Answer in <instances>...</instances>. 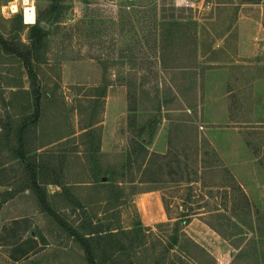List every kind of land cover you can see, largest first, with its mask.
<instances>
[{
  "label": "rangeland",
  "instance_id": "1",
  "mask_svg": "<svg viewBox=\"0 0 264 264\" xmlns=\"http://www.w3.org/2000/svg\"><path fill=\"white\" fill-rule=\"evenodd\" d=\"M8 3L0 0V6ZM36 11L46 38L32 49L33 85L19 60L0 53V264H86L39 199L46 194L68 227L89 232L90 208L83 202L102 198L95 186L122 174L139 180L135 166L130 175L121 168L142 126L145 133L135 139L158 154L167 152L176 127L187 131L171 140L177 148L189 147L198 129L202 146L218 154L245 192L250 212L244 214L234 192L237 217L231 216L228 240L205 223L222 226L225 220L191 219L184 234L212 259L184 239L185 253H167L174 220L167 218L162 193L156 185H124L121 206L99 218L113 217L114 226L132 234L138 221L145 228L133 250L117 258L131 264L161 258L160 264H264L256 237L264 236V49L255 48L264 44V0H188L179 7L175 0H36ZM30 27L22 6L10 20L0 15V34L11 44L29 46ZM157 101L160 108L152 110ZM133 107L136 127L130 129ZM219 179L207 175L205 181ZM171 192L173 219L178 200ZM213 192L217 199L208 207L220 202L219 191Z\"/></svg>",
  "mask_w": 264,
  "mask_h": 264
},
{
  "label": "trees",
  "instance_id": "2",
  "mask_svg": "<svg viewBox=\"0 0 264 264\" xmlns=\"http://www.w3.org/2000/svg\"><path fill=\"white\" fill-rule=\"evenodd\" d=\"M45 38L46 33L37 25L30 27L31 43L26 47L22 46L21 43L11 44L10 40L5 39L3 35L0 34V53L13 57L21 62L30 80V86L33 85L36 76L33 72L31 63L32 49H35L37 44L39 45ZM160 63L163 67L164 62L161 61ZM33 94L35 98L33 117L37 119L41 110L39 102L40 97L36 91H34ZM155 105V108H152V110H158L160 108L159 101L155 102ZM135 111V107L129 109L130 118L128 126L130 129L136 127L137 116ZM228 120L233 122L231 117H228ZM25 127L26 125H22L17 132L19 142L22 141ZM229 128H231V126H229ZM196 130L198 131V129L195 128V132L193 131L191 135V145L189 147L177 148L171 140H177V137H185L187 131H184L180 127H176L170 132L173 139L170 138L167 152L165 154H158L150 153L141 142L135 139L141 137L146 131V126L140 127L135 137L131 140L130 151L127 154L125 165L121 168L127 175H130V170L135 166L140 172L139 180L135 181L133 178H123L122 174L120 180L112 182L110 185L101 182L99 185L95 186L94 189L97 190L96 187H98V189L103 192V196L102 198L97 197L83 202V207L90 208V214L87 216L90 230L86 234H80L76 230L68 227L55 213L53 208H51V205L49 206L48 200L46 199L47 196H45L46 194L42 195L39 199L42 210L50 215L80 247L85 256L86 264H106V260L109 259L112 261L110 264H131L126 262V260H120L116 255L122 256L123 252L131 249L133 250L135 239L138 237L139 232L143 231L145 227L138 221V230H136V233L132 234L133 232L129 229L126 230L114 226L112 224L113 217L108 216L102 219L99 217L121 206L119 203L121 196H118L123 192L124 185L132 186L136 183L140 185H156V190L162 193L161 202L168 220H174L171 224V234L168 236L167 253L170 251L173 252L175 248H179L182 253H185L183 250L184 248L181 246V241L184 239L211 258L206 251L186 237L183 229L190 223L191 219L196 216H208L210 218H216L217 220H225L227 223L222 226H216L207 220H205V223L224 240H228L225 232L234 226L231 219V216L234 214L231 208V202H233L234 197L233 193H238L237 198L239 199L240 208L245 215L250 212V204L245 192L236 184L234 177L227 167L222 164L218 154L214 150H206L202 146L199 133H196ZM215 174L219 176V182L217 184L207 185L205 181L206 176ZM87 183H89V185H94V183L91 184L92 182ZM53 184L59 186L56 183ZM177 188L180 190H177ZM201 188L206 189L207 192H204ZM173 189L175 191L173 196L178 200V215L172 219L169 218V214L171 211L170 199L173 198L171 194L174 193L171 191ZM179 191H182V193L179 194ZM213 191H219L217 194H219L218 197L220 202L215 206L208 207V202L217 199ZM176 195L178 197H176ZM63 196H65V192ZM234 217L236 218L237 216L234 214ZM105 220L109 222L104 225L99 224L101 221L104 222ZM162 225L163 224H159V226ZM164 225L169 226L170 224L167 223ZM246 229L255 232L252 227H246ZM256 237L259 240L258 243L263 246L264 236L262 233H258ZM255 243V240H252L251 244ZM248 247L249 245L242 247L239 254L245 253ZM100 251L101 255L97 256V252ZM106 254H108V256L104 259V255ZM161 261L162 258L157 259L156 264H160Z\"/></svg>",
  "mask_w": 264,
  "mask_h": 264
},
{
  "label": "clouds",
  "instance_id": "3",
  "mask_svg": "<svg viewBox=\"0 0 264 264\" xmlns=\"http://www.w3.org/2000/svg\"><path fill=\"white\" fill-rule=\"evenodd\" d=\"M188 0H175L177 7L186 4ZM23 7V23L34 27L37 23L36 0H9L7 5L0 6V15L5 19H11L20 12Z\"/></svg>",
  "mask_w": 264,
  "mask_h": 264
},
{
  "label": "crops",
  "instance_id": "4",
  "mask_svg": "<svg viewBox=\"0 0 264 264\" xmlns=\"http://www.w3.org/2000/svg\"><path fill=\"white\" fill-rule=\"evenodd\" d=\"M245 47V46H244ZM254 48V46L253 45H251L250 47H248V49H253ZM256 49H264V44H258V45H256V47H255ZM244 50V48H242V49H240V51H243ZM227 122H229L228 121V118H227ZM231 128H233L232 126H231ZM231 128H229V129H231ZM49 186L50 185H52V186H56V185H54L53 183H50V184H48ZM57 187V186H56Z\"/></svg>",
  "mask_w": 264,
  "mask_h": 264
}]
</instances>
